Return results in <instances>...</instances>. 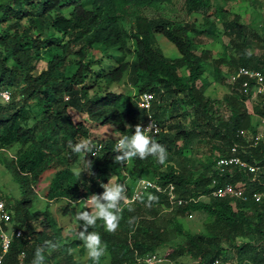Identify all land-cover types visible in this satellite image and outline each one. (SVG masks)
I'll use <instances>...</instances> for the list:
<instances>
[{
    "label": "trees",
    "instance_id": "1",
    "mask_svg": "<svg viewBox=\"0 0 264 264\" xmlns=\"http://www.w3.org/2000/svg\"><path fill=\"white\" fill-rule=\"evenodd\" d=\"M218 25L227 44L215 52L201 37L215 36ZM158 37L175 47L177 57L164 54ZM40 61L45 68L37 72ZM239 68H264V34L217 0H0V91L10 93L8 102L0 100V167L19 192L15 199L0 192L11 214L1 228L22 233L13 236L2 264H18L22 252L32 264L41 247L44 264H94L77 238L83 222L79 227L70 219L66 230L51 206L60 203L66 218L77 209L73 201L102 194L100 184L109 179L125 184L130 199L129 176L172 185L182 203L152 190L124 208L115 232L98 220L88 231L107 245L100 264H143L152 254L170 264H264V199L211 195L225 184L239 185L247 196L264 191V137L247 138L264 118V93L252 99L244 79L227 85ZM206 76L227 87L221 100L206 95L212 84ZM143 93L153 96L150 114L161 129L154 139L167 150L164 164L154 156L115 159L121 136L133 135L147 120L137 105ZM80 138L100 150L72 152L69 142ZM233 148L256 173L216 168ZM148 194L158 197L150 207ZM193 214L210 218L202 232L191 233L180 222Z\"/></svg>",
    "mask_w": 264,
    "mask_h": 264
},
{
    "label": "clouds",
    "instance_id": "2",
    "mask_svg": "<svg viewBox=\"0 0 264 264\" xmlns=\"http://www.w3.org/2000/svg\"><path fill=\"white\" fill-rule=\"evenodd\" d=\"M3 95L5 98L8 97V93H3ZM126 127L128 126L126 125ZM156 131L151 123L147 127L137 124L133 135H122L116 143V151L120 154L115 159L120 162H127L131 161L134 157L143 160L148 156H154L160 164H164L168 153L166 148L154 139ZM68 147L72 152L83 156V154L91 152L96 145L93 144L90 138H80L75 144L70 141ZM88 164L91 169V162L88 161ZM148 186H151L150 181L141 178L138 181L137 194L130 200L127 195L126 185L114 183L112 179H109L107 184H100V187L103 189L102 194H93L83 202L73 201L74 204H84L85 210L77 211L74 217L79 227H81L79 222H83V230L78 232L77 238L83 241L87 254L94 264H100L101 258L106 255L107 245L102 243L101 236L97 231L89 232L88 229H94L97 221L101 220L104 222L107 232H115L119 227L121 213L124 208L128 207L136 199L143 202V193L139 189ZM157 200L158 197L148 194L146 206L150 207L152 202ZM45 245L52 249L56 247L51 241H46ZM44 251L43 247L37 248L32 264H44Z\"/></svg>",
    "mask_w": 264,
    "mask_h": 264
},
{
    "label": "built area",
    "instance_id": "3",
    "mask_svg": "<svg viewBox=\"0 0 264 264\" xmlns=\"http://www.w3.org/2000/svg\"><path fill=\"white\" fill-rule=\"evenodd\" d=\"M240 79H244L241 86L245 90L249 89V91L251 92L252 99L264 93V68L262 70L239 68L234 74L229 75L225 82L227 85L232 86L235 83H237ZM3 93H8V97L5 98ZM0 100L3 102H8L10 100V93L8 91H0ZM152 100H153L152 94L143 93L138 96L137 105L140 109L148 113L147 120L142 127H147L151 123L154 126V128L157 130L155 133V135H157L161 132V129L157 121L150 114ZM241 135L244 136L245 134L241 133ZM263 137H264V118L259 119L258 132L256 133V135L254 137L248 136L247 138L249 140L253 139L256 142L262 139ZM99 150H100V146L96 145V147H94L92 154L95 155ZM235 152H236V148H233L232 155L230 157L219 159L215 164L216 168L220 171H223L225 168H229L231 166H237L239 168L246 170L249 173L252 174L256 173V171L258 170L257 167L253 165H249L246 162L242 161L239 157L234 155ZM149 181L151 183V186L139 189V191L143 193V195L154 190L158 193H166L170 203L177 202V204L179 205L182 203V201L180 200L177 201L176 195L174 193V187L172 185L163 188L162 186L158 185L155 181L153 180H149ZM212 185L215 186V181H213ZM137 190H138V182L135 188L132 190V195L130 197V200L133 199V197L137 194ZM211 195L212 197L217 199L229 198V199H239L243 201L252 199L255 202H261L264 199V191L262 193L257 192V193H253L251 196H247L239 185H233V184H225L220 187H216L212 191ZM0 206H2L0 207V248H1L0 264H2L3 256L8 251L13 236L19 238L21 237L22 233L21 230H16L9 233L2 230L1 224L2 223L9 224L11 221V214L6 209V206L2 200H0ZM164 262L165 259L156 254L148 255L142 259L143 264H163ZM18 264H26L24 252H22L19 255ZM212 264H223V263L220 260H215L212 262Z\"/></svg>",
    "mask_w": 264,
    "mask_h": 264
},
{
    "label": "rangeland",
    "instance_id": "4",
    "mask_svg": "<svg viewBox=\"0 0 264 264\" xmlns=\"http://www.w3.org/2000/svg\"><path fill=\"white\" fill-rule=\"evenodd\" d=\"M219 3H222L224 8L229 11L239 12L245 23L249 24L251 28L255 29L258 33L264 34V0H217ZM199 18V17H198ZM219 32L215 36H203L201 37V42L204 48L213 50L215 52H219L222 50L223 45L227 44V38L221 35V27L218 25ZM158 44L163 50L164 54L168 57L174 58L177 57V52L175 47L166 41L165 39L158 37ZM255 53H260V51H256ZM45 68V61H40L36 64V71ZM208 80L212 81L211 86L206 90V95L212 99L221 100L225 94L228 93V89L225 85H220L215 83L213 79L209 76H206ZM121 89L125 92L132 91L131 87L127 84H122ZM248 108L251 110V105L248 104ZM219 114L226 118L228 113L221 106L218 107ZM114 182V181H113ZM138 182V178L128 177L127 183L131 185L132 190L135 188ZM0 192L2 195H6L8 197L17 198L19 195L17 186L11 181L7 172L0 167ZM86 201L82 200L81 202ZM38 207H43V202L37 204ZM60 203H54L51 206L52 212L58 222L59 226L64 227V229H68L70 226V219H73L75 223V214L77 211H84V204H77V209L72 211L68 217L62 218L59 214ZM210 218L202 215V214H193L189 217H184L180 219L185 230L191 233H199L202 232L204 224L208 223ZM85 259V258H84ZM83 259V260H84ZM163 264H170L165 261ZM179 264H195L189 259L180 260Z\"/></svg>",
    "mask_w": 264,
    "mask_h": 264
}]
</instances>
